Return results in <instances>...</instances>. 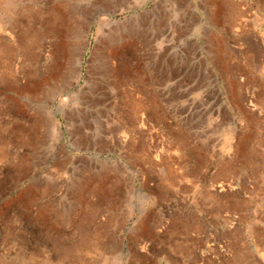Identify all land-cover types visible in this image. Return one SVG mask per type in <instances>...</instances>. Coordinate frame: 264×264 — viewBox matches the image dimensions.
<instances>
[{"label": "rangeland", "instance_id": "obj_1", "mask_svg": "<svg viewBox=\"0 0 264 264\" xmlns=\"http://www.w3.org/2000/svg\"><path fill=\"white\" fill-rule=\"evenodd\" d=\"M251 258L264 0H0V264Z\"/></svg>", "mask_w": 264, "mask_h": 264}, {"label": "bare ground", "instance_id": "obj_2", "mask_svg": "<svg viewBox=\"0 0 264 264\" xmlns=\"http://www.w3.org/2000/svg\"><path fill=\"white\" fill-rule=\"evenodd\" d=\"M242 25H243V23H242ZM240 27H241V26H240ZM243 27H244V26H243ZM133 32H134V31L129 32V34H130V35H135V34H133ZM113 37H114V36L110 35V36L108 37V39H109V40H112ZM110 45H111V44H110Z\"/></svg>", "mask_w": 264, "mask_h": 264}, {"label": "crops", "instance_id": "obj_3", "mask_svg": "<svg viewBox=\"0 0 264 264\" xmlns=\"http://www.w3.org/2000/svg\"><path fill=\"white\" fill-rule=\"evenodd\" d=\"M241 264H243V263H241ZM244 264H253V259L251 258L250 262H246Z\"/></svg>", "mask_w": 264, "mask_h": 264}]
</instances>
